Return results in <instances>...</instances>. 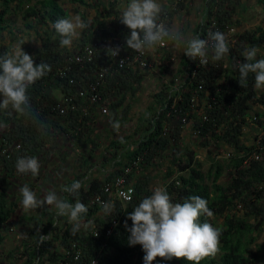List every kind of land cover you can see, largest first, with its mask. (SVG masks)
Instances as JSON below:
<instances>
[{
	"label": "trees",
	"instance_id": "trees-1",
	"mask_svg": "<svg viewBox=\"0 0 264 264\" xmlns=\"http://www.w3.org/2000/svg\"><path fill=\"white\" fill-rule=\"evenodd\" d=\"M32 1L0 0V36L10 28L9 13L18 11L42 39L41 47L26 44L19 54L12 53L10 44L0 43V78L6 83L0 89V264L5 258L10 259L8 264H88L99 251L101 259L110 264L264 262V243L252 247L264 225V157L253 158L258 147L248 145L244 137L254 114L264 115L258 109L264 105V90L260 92L257 86L264 84V55L260 58L256 52L264 48V21L238 31L234 45L227 41L221 44L219 64L210 60L209 65H200L198 73L187 79L183 99L176 104L177 93L170 92L171 80L164 82L133 131L111 138L99 163L91 162L90 151L85 159L88 169L67 181L58 209L28 216L34 226L23 243L3 257L4 229L18 205L17 200L9 198L13 179L19 172L32 170L36 159L48 153L57 129L82 142L88 128L89 136L82 143L94 142L93 109L99 102L88 104V113L83 108H69L61 114V98L54 90L58 89L61 96L72 94L75 86L69 82L71 76L76 78V85L94 80L107 63L108 50L101 49L87 64L73 63L67 71L68 58L89 42L115 36L134 41L142 33L128 25L130 20L136 25L155 24L162 19L168 27L171 23L166 19V5L144 19L118 5V0H95L89 4L96 9L95 16L90 20L83 15V31L70 48L65 26L69 11L58 0ZM80 1L88 4L87 0ZM171 1L179 7L186 5L184 0ZM258 2L264 15V0ZM239 4L240 0H203L201 16L205 23L216 22L222 31L227 26L238 27L241 22L234 15ZM173 12L168 11L169 15ZM165 53L168 59L172 55L170 49ZM190 63L188 52L182 53L177 71ZM60 68L66 71L63 77ZM163 69L170 71L171 67L165 63ZM149 75V70L123 69L105 76L100 102L106 101L112 121L128 119L132 107L128 95L135 94ZM201 79L206 90L200 92L199 104L193 105L191 97ZM203 112L210 116L204 123ZM169 113L170 118L187 113L194 119L191 137L208 150L211 159L207 173L201 170L195 149L180 145L184 126L170 119L171 127L165 130ZM196 129L200 134L195 136ZM16 142L20 148L4 152ZM170 149L173 153L165 168L166 182L155 197L148 172L157 156ZM225 152L230 155L218 157ZM139 157V166L127 174L135 190L132 200L125 204L117 200L107 215H101L104 208L91 202L93 195L102 193L107 182L124 172L123 167H132ZM225 170L230 178L221 182ZM216 217H223V223H217ZM89 220L98 227L99 235H93L90 229H78ZM109 227L112 232L107 235ZM74 242L81 248L78 259L71 249Z\"/></svg>",
	"mask_w": 264,
	"mask_h": 264
},
{
	"label": "rangeland",
	"instance_id": "rangeland-1",
	"mask_svg": "<svg viewBox=\"0 0 264 264\" xmlns=\"http://www.w3.org/2000/svg\"><path fill=\"white\" fill-rule=\"evenodd\" d=\"M58 1L69 11V18L65 26L67 28L66 33L70 35L68 39L69 47L73 48L84 28L83 15L91 20L96 14V9L89 5L90 3H94L95 0H87L88 4L80 0ZM104 1L108 3L110 0ZM184 1L186 5L179 7L176 6V3H172L171 0H118V5L130 13L136 12L144 19L153 11H160L163 9V6H168V10H166L168 16H166V19L169 18L171 21L169 28L175 38V41L172 43L178 51L175 57L169 61L161 58L157 60L158 53L153 56L154 66L149 70L150 75L144 80L142 87L135 94L130 93L128 95V101L132 104V107L127 120L124 122H120L119 119L112 121L113 113L107 112V104L99 103L93 109L94 122L96 123L93 125L95 129L93 134L94 142H88L86 145L82 143L89 136L88 128L84 129V134L81 138L82 142L74 140L70 134L57 129L53 132L52 140L48 146V153L36 159L32 170L17 174V177L13 179V183L8 189L10 200H17L18 205L4 229L5 239L1 247L4 252L3 257H5L6 252L8 253L14 247L21 245L26 233L34 226L35 222L29 220L28 216L40 215L46 209H58V204L61 202V194L67 181L88 169L87 162H85L88 153L92 152L91 162L96 161L99 163L102 155L107 153V145L110 139L132 132L137 124L138 117L146 111L148 105L153 101V94L161 89L164 82L173 80V74L181 65L183 47L179 40L187 37L194 30L202 14L203 0ZM34 2L35 0L31 3ZM168 11L174 12L172 15H169ZM8 18L11 25L10 28L1 34L0 43L10 44L12 53L19 54L26 44H30L34 48L42 46L40 35L36 33L35 28L31 29L26 25V20L23 18L21 12L12 11L9 13ZM234 18L241 22L238 26L239 31L263 24L264 21L262 7L259 5L258 0H240ZM256 52H258L257 56L262 58L264 48L256 49ZM165 63H168L171 67L170 71H164L163 64ZM257 86L260 92L264 90V84L261 82ZM54 91L62 98L58 89ZM258 109L261 112L264 111V105H259ZM191 119V122L187 126H184L182 136L179 139L180 145H188L190 148L195 149L197 158L202 163L200 168L203 172L207 173L211 159L208 156V150L199 145L195 138L191 137L193 135L191 128L194 120L193 118ZM245 129L250 128L246 127ZM253 136V130L246 131L244 134V137L248 140ZM171 153H173V150L170 149L162 155H158L155 159L156 164L148 172L150 175V185L155 192V197L159 196L166 182L165 168L171 163ZM93 174L95 175L97 172ZM229 178V172L225 170L219 181L227 182ZM75 214L74 212L72 217ZM101 215H104L103 211H101ZM214 220L221 224L224 219L223 217H216ZM257 243H264V225L259 231L257 240L252 245L254 249H256L255 244ZM12 258L14 260V257ZM9 260L5 258V261H2L1 264H8ZM254 264H264V262L257 261Z\"/></svg>",
	"mask_w": 264,
	"mask_h": 264
},
{
	"label": "built area",
	"instance_id": "built-area-1",
	"mask_svg": "<svg viewBox=\"0 0 264 264\" xmlns=\"http://www.w3.org/2000/svg\"><path fill=\"white\" fill-rule=\"evenodd\" d=\"M197 24L201 26L199 29H194L190 34L179 40L182 45V53L188 52L191 57L192 63L188 66H182L183 70L181 72L175 71L173 74V80L170 82V92L177 93L175 97V103L183 99V92L187 79L190 76H195L198 73V67L200 65L206 66L211 60L213 63L217 61L218 54L222 52L220 45L225 41L234 45L237 41L238 27L227 26L225 30H221L216 22L210 24L203 21V17L200 16V20ZM196 24V25H197ZM128 25H132L137 30H141V35L135 38L134 41L130 39L123 38L121 36L111 37L109 39H104L100 41H93L86 43L80 50L75 52L73 56L68 58L65 70H70L73 63L87 64L94 60L98 52L101 49L108 50V60L105 65H103L97 74L96 78L90 82H86L83 85H76V78L71 76L69 78L70 84L75 86V91L72 94H65L62 96L60 102L58 103L59 113L64 114L71 108L76 110L78 108H83L85 112L88 113V104H94L100 102L102 95L100 93V85L102 84L105 76L113 71L123 70V69H139V70H151L154 66L153 56L157 54V60L163 59L169 61L175 57L177 49L172 43L175 41L174 35L171 34L170 28L166 25L164 19L158 20L155 24H135L134 20H130ZM215 29V30H214ZM177 47V46H176ZM171 48L172 55L168 59L166 57V51ZM209 65V64H208ZM180 68V66H179ZM178 68V70H179ZM59 74L63 77L66 75V71L60 68ZM6 87V83L0 78V89ZM205 81L201 79L198 81L196 87L194 88L193 95L191 97V104H199L200 92L205 91ZM220 87L217 88V91ZM97 103V104H99ZM211 106V104H209ZM108 112V108L106 105ZM177 111V110H176ZM168 118L166 120L165 130L167 131L171 127V120L177 121L183 126H187L192 119H189L186 114H178L176 118L171 117L170 113L167 114ZM171 119V120H170ZM210 116L208 112L202 113V123L208 121ZM250 129L247 131H254V136L247 141V144H256L258 147L257 151L252 155L253 158L259 160L264 157V115L259 117L256 114L252 117L249 125ZM200 129L194 130V135H199ZM20 143H14L10 148H5L4 152L10 153V151L20 148ZM229 156L230 153H224L221 156ZM141 157L136 159L131 166L123 167L124 172L115 175L111 181L104 185L103 192L94 194L92 197V203H98L103 206L104 215H107L109 209H113L115 202L118 200L122 203H127L132 200L134 195V185L132 182L127 180V174H129L133 168L139 166V161ZM111 169V168H110ZM81 228V229H80ZM82 232H88V229L93 233V235H99L98 227L92 224V220L88 223L78 226ZM112 229L109 227L106 229V234L109 235ZM71 249L74 251L75 258L78 259L81 254V248L76 242L72 244ZM69 253L70 250H67ZM98 252L97 256H94L88 264H110L107 260L101 259ZM147 263V259L142 260Z\"/></svg>",
	"mask_w": 264,
	"mask_h": 264
}]
</instances>
